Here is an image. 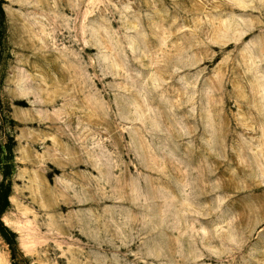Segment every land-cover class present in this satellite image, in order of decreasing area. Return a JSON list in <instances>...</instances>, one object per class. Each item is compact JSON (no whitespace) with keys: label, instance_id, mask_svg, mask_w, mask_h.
<instances>
[{"label":"rangeland","instance_id":"rangeland-1","mask_svg":"<svg viewBox=\"0 0 264 264\" xmlns=\"http://www.w3.org/2000/svg\"><path fill=\"white\" fill-rule=\"evenodd\" d=\"M8 169L0 264H264V0H0Z\"/></svg>","mask_w":264,"mask_h":264},{"label":"trees","instance_id":"trees-1","mask_svg":"<svg viewBox=\"0 0 264 264\" xmlns=\"http://www.w3.org/2000/svg\"><path fill=\"white\" fill-rule=\"evenodd\" d=\"M4 179L0 184V220L2 215L8 211L10 208L9 196L11 190V183L9 182L10 170L3 173ZM0 235L8 242V244L12 247V251L17 250L16 238L13 233H11L7 227L3 225L0 221ZM9 237V239H7Z\"/></svg>","mask_w":264,"mask_h":264}]
</instances>
